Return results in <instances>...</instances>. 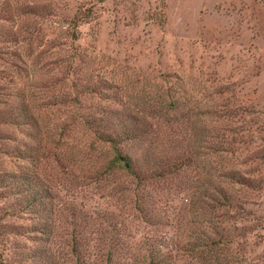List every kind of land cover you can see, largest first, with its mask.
Listing matches in <instances>:
<instances>
[{"label":"rangeland","instance_id":"obj_1","mask_svg":"<svg viewBox=\"0 0 264 264\" xmlns=\"http://www.w3.org/2000/svg\"><path fill=\"white\" fill-rule=\"evenodd\" d=\"M22 1L0 0V264H107L109 253L112 264H154L153 251L162 264H264V0H51L33 39ZM23 107L38 127L23 124ZM167 117L184 145L201 120L211 176L193 169L137 190L104 172L106 129ZM196 177L235 198L214 216L212 261L198 251L209 224L184 184Z\"/></svg>","mask_w":264,"mask_h":264},{"label":"trees","instance_id":"obj_2","mask_svg":"<svg viewBox=\"0 0 264 264\" xmlns=\"http://www.w3.org/2000/svg\"><path fill=\"white\" fill-rule=\"evenodd\" d=\"M50 9L51 0H23L22 3H20L18 19L22 18L25 26L23 30L26 34V38L31 37V39H33L34 36L36 37V30L33 31L32 23L37 25V20H45L49 16H52L53 13ZM2 14L7 16L5 9L1 10L0 19L2 21L7 20L2 17ZM75 19L78 22L85 20L83 17L80 19L77 17ZM73 38L75 39L76 36L73 35ZM167 100L168 104H166V112L168 114L167 116H170L169 114L171 113V110H178V103L175 101L171 104L170 100L173 99H171L169 94L167 96ZM76 102H78V100ZM21 112L25 118V122L23 123L25 126L33 125L34 127H38L39 122L35 115L29 114L28 107H23V109L21 108ZM200 121L201 120L196 122ZM133 122L134 123L130 126L126 125L125 129L128 130L124 131L123 129V133L122 131L119 133H113L106 129L107 135L100 136V139L108 145V149L110 151L109 161L104 171L106 174H124L125 177L132 180V184L135 185L137 190L139 188L145 190L148 186L151 188V185L156 186V184L157 186H160L162 185V182L165 185H172L175 182L177 175H182V173H185L188 170H199L202 168V174L205 179L212 175L213 169H206V163L212 159L213 155L208 152L207 140H203L204 133H201V128L195 124L196 122H194L190 128L192 136L190 140L187 141L186 145L183 144L184 142L181 138H177L181 134V130L179 129H182V126H179L177 118L175 117L165 119L163 121L165 124L161 123V125L158 123L156 125H154V123H150L148 126V129L150 130L145 127L144 131L139 129L136 120ZM160 136H163V138H160ZM168 136L169 138L166 139ZM172 137L173 139L171 140L170 138ZM165 139L171 143L173 147L171 151H169L171 148L167 149L166 145H164ZM143 140L148 142L149 146L141 155L137 153L138 150L135 151V154L131 155L129 149H124L125 145L136 146L141 143L143 146L145 144ZM129 143L130 145H128ZM164 147L168 151L165 152L163 150ZM222 151L219 155L221 165L224 163V159L227 158L225 150L222 149ZM249 158L256 159L257 157L251 155ZM223 166H221V170L219 171L222 174L226 173V167ZM198 175L201 174L198 173ZM238 175L241 174L235 169L231 173V177H237ZM199 179V177H196V182L188 179V184L184 183L185 181L183 183L195 191L191 193L192 198H189L190 202L194 204L198 215L206 218L205 221L209 224L208 228L210 231L204 236H200L198 239V251L201 258L207 261H212L209 255L212 254L213 251L207 247L206 243L212 238L211 234L217 235V231H215L216 228L214 227V216L216 215L218 218L223 217L228 210H231L232 207H234L235 198L230 193V188L226 185V183H217L213 191H208L207 188L203 189L205 182H201V187V184H197ZM251 181L252 179L250 177H242L240 183L242 184V187L257 190L253 188L252 184H250ZM34 196L37 198V195ZM40 198H44V195ZM151 255L154 264H162V262L165 261L162 259V261H158L156 263V252L153 251ZM106 261L107 264H112L113 257L110 253L107 256Z\"/></svg>","mask_w":264,"mask_h":264}]
</instances>
